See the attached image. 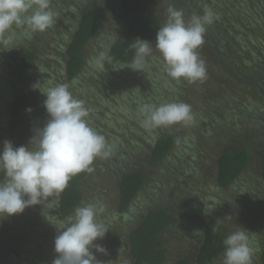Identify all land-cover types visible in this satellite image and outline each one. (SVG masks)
I'll return each mask as SVG.
<instances>
[{
  "label": "trees",
  "instance_id": "16d2710c",
  "mask_svg": "<svg viewBox=\"0 0 264 264\" xmlns=\"http://www.w3.org/2000/svg\"><path fill=\"white\" fill-rule=\"evenodd\" d=\"M61 4L62 8L59 13L64 15L55 13V18H59L62 22L69 19L70 23L67 26L69 36L62 35L60 29L54 30V27L43 33L29 34L26 25L23 24L21 27L13 25L10 33L5 34L17 35L19 38L20 35H23L30 43L32 40L35 42L43 40L52 44V47H57V40L61 39L59 37L63 38L62 44L59 46L62 48L61 55L63 57H61L65 58L64 62L61 58L55 57L52 54L54 52H51L52 57L47 55L44 59L45 53L38 55L33 50H28L27 44H21V41L16 45L10 67L18 70L21 82L16 90L7 91L8 97L6 96L5 100L10 104V134L17 140V147L28 146L29 142L27 133L22 131L29 113L28 109H31L33 103L29 89L37 82L41 84L42 80H47V78L45 79L46 71L40 67L42 73L35 77L32 75V69L38 67L39 62L46 63L45 60L55 58L54 61H57V66H54L55 70H58L59 74L67 79L69 87L76 86L77 93L81 96L99 95V92L102 95L107 94L109 98H112V101L108 99L111 105H116L117 109L124 106L125 111H131L133 108L129 110V106L137 104L135 113H139L142 119L144 115L141 114V109L145 105H153V102L145 99L144 91L148 90L149 85L142 81L140 85L134 82V80H138L133 77V72L136 71L127 70L130 69L137 56L135 40L139 38L148 41L152 47L156 42L159 28L168 20L169 7L182 10L185 23H188L194 15L202 17L208 11L212 13V23L205 25L204 43L197 50L199 57L205 62L206 78L195 83H188L184 80L177 83L174 80L173 86L169 81L166 82L167 77L162 75L161 80L164 85L161 86L166 91L162 92L161 86H159L160 88L156 87L159 95L153 98V101L156 102L163 100L162 104L183 102L190 105L194 119L190 122L166 126L165 130H157L141 124L150 135L149 146L144 147L141 143H137L144 154V165L128 170L123 168L122 174L118 173L120 178V215L126 220L129 219L128 227L134 225L133 228L128 229L126 224H120L123 232L129 230L127 248L130 251L131 264H168L169 252L165 236L168 235L170 227L176 222L171 209L159 207L157 210L140 211L139 215L127 216L131 206L140 200L141 191L147 181L145 174L147 167H163L167 162H170L175 166L179 164L181 172L184 170L185 174H193L196 172L195 167L192 166L189 159L195 162L201 156H212L214 152L216 154L215 184L217 189H231L242 194L244 198L250 199V196H254L255 192L246 189L239 191L238 183L245 174H248L249 168L253 167L257 159L261 163V176L264 180V0H217L216 2L215 0H112V3L110 0H62ZM158 5L164 6L161 12L155 8ZM109 17H114L118 24L126 26V30L122 31L123 39L114 44L111 40L107 45L109 49L103 55L102 70L97 71L102 77L103 72L115 74L120 68L128 73V78L124 77L127 81L126 86L119 88L120 92L111 89L113 95L94 83L96 75H93L92 86H89L94 89L87 90L85 88L87 84L85 78L90 66L85 56L86 48L91 42L98 39L102 26ZM56 24L55 21L54 25ZM1 48H3L2 43H0V51ZM25 49L26 52L21 55ZM146 54L143 55V58ZM93 64L96 65L98 62L93 61ZM48 75L50 76V74ZM147 75L151 77V73L148 71ZM107 79L113 81V86L116 84L121 86L112 75L108 74ZM152 81L154 82L155 79ZM9 86L14 87L13 80L10 81ZM48 88L49 86L45 88L40 85V90L35 89V93L41 94L39 105L42 108H44L43 103L46 99L42 93L46 92ZM213 89L220 91L216 92V96L212 98L218 99L216 103H213L212 99L202 98ZM69 90L71 91V89ZM170 90L173 91L172 94H175L174 99L167 101V98L164 97H167L166 92H170ZM94 97L92 96L93 99ZM244 98L245 100L242 101ZM232 102L235 107L233 106L234 109L230 110L229 105ZM103 104L108 105L107 102ZM86 107L90 109L89 124L93 125L98 120L99 128L96 131L105 133L100 125L101 120L95 117L99 110L103 109H95L89 105ZM116 112L114 108L112 114L103 115V120L113 128L116 122H123V119L126 118L124 112V117L120 120ZM44 114L46 115L47 112L45 111ZM189 125L193 127V131L197 132L182 135ZM183 139L185 141L181 143ZM178 160L186 163H178ZM90 173L81 172L71 178L57 199L55 217L67 220L73 215L75 208L81 206L80 185ZM2 179L3 176L0 174V180ZM247 185L252 187L249 182ZM169 186L176 195L177 188L174 185ZM195 201L198 204V201ZM222 202L220 199L213 200L207 211L198 213L203 221L201 228H194L188 232L187 226L183 222L181 228L183 234L194 236V239L198 241V246L192 249L189 254L182 255L175 264H191V262L214 264L223 257L225 251L223 241L228 234L221 221L227 212L224 210ZM246 210H252L251 215L248 214L250 219H254V215L258 214L248 207ZM196 230H200L202 233L195 234ZM8 232L5 234L0 228V264L3 260L1 252L3 239L6 236H12L19 241V237H15L16 235L9 230ZM257 244L251 242L253 252L259 254L258 259L254 258V255L252 257L257 262L259 260L261 264H264V242L260 247ZM24 248L25 245L20 239L18 250L13 253L14 257L8 260L7 264H34L37 257L28 254L27 258L22 254ZM92 252L96 257L94 248Z\"/></svg>",
  "mask_w": 264,
  "mask_h": 264
},
{
  "label": "rangeland",
  "instance_id": "374dc122",
  "mask_svg": "<svg viewBox=\"0 0 264 264\" xmlns=\"http://www.w3.org/2000/svg\"><path fill=\"white\" fill-rule=\"evenodd\" d=\"M216 1L217 0H215V2ZM61 2L62 0H50V8L54 13L63 16L64 14L59 13L62 8ZM110 2L112 3V0H110ZM106 4L108 3L106 2ZM163 7L158 5L155 8L159 9V12H161L164 9ZM55 21L57 24L53 26L54 30L60 29L62 35L65 34L69 36L70 33L67 31V26L70 23L69 19L62 22L59 18H55ZM21 25L19 26L21 27ZM123 30H126V26L118 24L114 17H109L103 24L98 39H95L86 48V60L87 63H90L89 71H87V77L85 78L87 81L85 88L87 90L94 89L93 87H89L92 86L91 81L93 75L97 76V78L94 79V83L101 86L104 90L109 91L110 95L114 94L111 89L120 92L119 88H124L126 86L125 83H127V81L124 77L128 78V73L121 68L117 73L115 72V74L113 72H103V77L97 72L100 69L102 70V67L98 66V64L100 65L103 63V55L106 54L109 49L107 45L110 44L111 40H113L112 44L120 42L123 39ZM59 38L61 39L57 40V47H52V44L46 43L43 40H37V42L32 40V43L27 42L23 35H20V38L17 37V35L12 36L11 42L7 45L2 43L3 48H1L0 51V151H2L5 141H9L14 147H17V140L10 134V104L5 100L6 96L8 97V95H6L8 93L7 91L16 90V87L20 85L19 82H21L18 70L10 67V61L14 57L16 45L20 44L19 42L21 41V44H27L26 47L28 50L31 49L38 53V55H43L45 53L44 59L47 55L52 57L51 52H54L52 54L58 59L61 58L62 62H64L65 58L63 59L61 55L62 48L59 46L62 44L63 38ZM0 39L3 38L1 37ZM151 48L152 51L147 53L143 58L142 68L140 71L133 72V77L138 78V80H134L137 84H142L140 83L142 81L149 85L148 90L144 91V93H146L145 99L152 101L153 105L159 106L162 104L163 100L156 102L153 101V98L159 95V91H156V87L164 85V82L161 80L162 75L167 77L165 79L166 82L169 81L173 86L175 82L172 78L167 76L164 70V61L159 52L155 49V44ZM24 52H26V49L22 51L21 55ZM41 52L43 53L40 54ZM54 59L45 60L46 63L41 62L42 64L39 62V66L32 69V75L35 77V75H40L42 70H45V79L47 78V80H42L41 82L42 87L45 88L48 86L54 87L59 84H67L70 86L67 79L64 78L62 74H59L58 70H55L54 66H57V61H54ZM93 61L99 63L95 65ZM39 67L42 68V70H40ZM147 71L151 73V77L147 75ZM48 74H50V76ZM108 74L117 79L121 86L117 84L113 86V81L107 79ZM152 79H155V81L153 82ZM11 80L14 81V87L9 86ZM150 84L153 85L151 86ZM161 87V91L165 92L166 89L163 86ZM69 89H71L73 96L83 100L86 106L89 105V107L93 106L95 109H103L99 110L95 117L101 120L100 125H102L101 128H103L105 133L102 134L100 131L97 132L103 135L106 142L111 146V156L107 159L97 158L94 160L92 164L93 171H91L89 176L85 178L80 185V192L82 194L81 206L98 202L104 207V211L97 219L106 226L108 232L102 240H97L94 243L100 244L106 249V252H96V259L100 261L101 264H131V255L127 248L129 230L123 232L120 227V224H126V227H128L127 223L129 219L126 220V218L122 217L119 211L120 178L118 173L122 174L121 171H123V168L128 170L130 168H139L144 165V154L137 144L141 143L144 147L149 146L148 140L150 139V135L147 133V129L141 125L143 124L144 117L141 119L140 114L135 113L137 104H131L129 110L130 108L133 109L131 111H125L124 106L117 109L116 105H111L108 99L112 101V98H109L107 94L102 95L99 92V95L91 94L89 97H84L77 93L76 86L73 85L69 87ZM35 91L33 87L29 89V94L33 99V103L31 111L28 113L27 119L22 127V131L26 132L28 135V145L35 135L36 130L43 128L48 120V115L44 114L46 111L45 108L39 105L41 94L39 95L35 93ZM216 92L220 91L213 89L210 92L208 91L205 96L203 95L202 98L211 100L213 96H216ZM172 93V90L166 92L167 97L165 96L164 98H167V101L173 100L175 94ZM92 96H95L94 99ZM244 100L245 98L242 101ZM196 101L198 100L196 99ZM217 101L218 99L216 98L212 99L213 103ZM106 102L108 105L103 104ZM107 106L109 107L107 108ZM233 106L234 103L232 102L231 105H229V109L233 110L235 107ZM114 108L120 120L124 117V112L126 118L123 119V122H116L113 128L112 125L107 124L105 120H103V115L112 114L111 112ZM193 110H195V107H193ZM98 124L99 121L97 120L90 126L98 130ZM165 127L166 126L155 128L157 130H165ZM193 130V127L189 125L187 130L182 132V135L197 132ZM181 141V143H183L185 140L183 139ZM29 147H33V145L30 144ZM172 157H174V154H172ZM189 161L193 164L192 166L195 167L196 172L193 174H185L183 173L184 170L181 172V166L179 164L175 166L170 162H167L163 167H147L145 173L147 175V181L141 191L140 200L131 206L127 214L128 217H132L134 214L139 215L140 211L148 212L150 210H157L159 207H168L171 209L176 222L170 227L168 235L165 236L167 241L166 246L169 252L168 264H175L182 255L189 254L192 249L197 248L198 241L194 239L195 237L189 236L188 234L184 235L181 228L183 222H185L188 232L192 231L194 228H201L203 226V221L198 213L207 211L213 200L217 201L220 199L223 201L222 205L227 212L221 221L228 235L238 230L239 227H242L248 231L249 246L251 248H253L251 242L258 243L257 246L259 245V247L262 246L264 242V180L261 176L262 167L259 159L255 161L256 163L253 167L249 168L248 174H245L238 183L239 191L246 189L255 192L253 194L254 196H250V199L244 198L242 194H238V192L231 189L221 190L216 188L215 177L217 176V172L215 168L216 154L214 152L212 156H201L198 161L194 162V160L192 161L190 159ZM181 162L182 161L178 160V163ZM212 169L214 170L212 171ZM248 182L252 187L247 185ZM169 185H174L177 188L176 195H174L175 192L172 191ZM58 197L53 198L52 203L46 207L44 205L32 206L26 208L22 214L0 219V228L3 232L6 234L9 230L12 234L16 235L15 237H19V241L21 239L24 243L25 250L22 254L26 255L27 258L29 257L28 254L32 257H37L34 264H52L53 260L56 258L57 254L54 251L55 237L58 231L61 230V226L67 224L69 220H63L54 216L56 214V202ZM49 200H51V198H49ZM195 200L198 201V204ZM247 207L258 213L254 215V219H250L249 215H251L252 210H246ZM133 226L128 227V229L133 228ZM19 241L12 236H6L5 239H3V246L1 247L3 260L1 264H7V261L14 257L13 253L18 250ZM253 255L255 256L254 258L258 259L259 254L253 252ZM254 258L252 257V264H261L259 260L257 262ZM223 259L224 255L214 264H223ZM191 264H194V262H191Z\"/></svg>",
  "mask_w": 264,
  "mask_h": 264
},
{
  "label": "clouds",
  "instance_id": "9594fccd",
  "mask_svg": "<svg viewBox=\"0 0 264 264\" xmlns=\"http://www.w3.org/2000/svg\"><path fill=\"white\" fill-rule=\"evenodd\" d=\"M182 10L168 9V20L156 34L155 49L164 61L168 77L195 83L206 78L205 62L198 49L204 43L206 24L212 23V13L194 15L188 23ZM26 25L28 33H43L55 24V13L50 0H0V43L11 42L13 25ZM137 56L130 67L140 71L143 55L150 53L148 41L135 40ZM99 63V62H98ZM99 66L102 67V64ZM40 83L32 87L40 90ZM43 107L48 120L37 129L28 146L14 147L5 141L0 151V219L22 214L26 208L52 203L67 187L71 178L81 172L93 171L97 158L111 156V146L103 135L89 124V112L83 100L77 99L67 84L49 87ZM30 112L31 109H28ZM145 127L170 126L194 119L191 106L183 102L145 105L141 109ZM51 198V200H49ZM104 211L98 202L75 208L68 223L61 226L54 240L57 254L52 264H101L93 255L105 253L97 240H102L108 229L97 217ZM202 231L196 230L195 234ZM223 264H252L253 250L249 246L248 231L239 227L223 241Z\"/></svg>",
  "mask_w": 264,
  "mask_h": 264
}]
</instances>
